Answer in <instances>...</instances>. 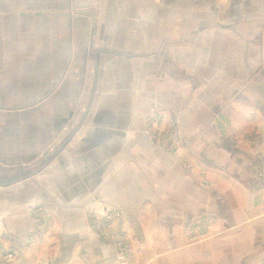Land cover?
Instances as JSON below:
<instances>
[{
	"label": "crops",
	"instance_id": "0c3cea01",
	"mask_svg": "<svg viewBox=\"0 0 264 264\" xmlns=\"http://www.w3.org/2000/svg\"><path fill=\"white\" fill-rule=\"evenodd\" d=\"M82 1L91 0H68L71 7ZM112 1L107 0L108 13ZM19 2L27 5L14 9ZM27 2L0 0V28L9 33L13 18H31ZM170 4L175 8L160 14L179 19L171 31L187 35L188 43L191 34L225 31L252 35L248 49L258 46L264 51V0H170ZM39 9L34 14L40 19L54 14L66 18L68 26L58 22L54 42L48 45L54 55L39 58V77L31 79L28 69L17 80L28 91L24 97L38 98L23 108L60 97L64 82L77 83L76 88L71 86V97L89 98V105L40 106L46 117L39 122L37 137L22 138V149H17L15 138H0V262L12 254L14 264H115L119 256L115 241L96 232L90 219L103 210L118 214L113 232L132 234V264H264V79L257 86L261 101L255 103L254 87L248 86L244 97L252 102L236 106V113L243 115L231 122L238 139L235 145L224 141L226 151H221H230V163L223 165L220 155L214 162L205 161L216 169L217 189L209 193L213 196L208 198L204 189L192 198L191 175L176 174L173 157L159 154L147 138L131 136L136 129L143 130L147 107L138 106V89L133 86L139 77H147L136 59L138 49L146 47L138 44L142 29L112 27L109 22L93 26L67 11ZM26 26L29 30L31 25L23 20L22 27ZM64 29L66 52L60 55ZM94 34L99 42L91 45ZM166 55L160 51V57L149 63L163 65L170 59ZM246 60L252 65L261 60L264 66V53ZM32 82L41 87L36 94L30 92ZM233 95L241 93L234 90ZM4 130L0 125V132ZM252 131L260 137L254 145L244 140ZM176 177L182 195L176 193ZM227 177L231 180L223 184L221 179ZM208 217L220 231L191 245L189 227Z\"/></svg>",
	"mask_w": 264,
	"mask_h": 264
},
{
	"label": "rangeland",
	"instance_id": "374dc122",
	"mask_svg": "<svg viewBox=\"0 0 264 264\" xmlns=\"http://www.w3.org/2000/svg\"><path fill=\"white\" fill-rule=\"evenodd\" d=\"M105 1L72 2L71 7L68 0L45 2L28 0L31 18H13L9 33L4 30L5 28H0V95H3L0 97V125L5 127V130L0 132V138H15L16 143L20 144L17 149H22V138L37 137L39 122L41 118L46 117L44 111L39 109L40 106L59 104L71 109V107L89 105V98L71 97V86L76 88L77 83L64 82L65 87L60 97H53L35 106L23 108L38 98L24 97L22 94L28 91L19 86L20 81L17 80H21L24 77L23 73L28 69L32 70L31 79L39 77L40 68L37 64L39 58L46 59L47 56L49 58L54 55V49H48V45L54 42L53 34L58 31V22L61 21L64 28L68 26L66 18L57 19L52 14V17L44 18L47 20L44 28V19L37 17L35 11L40 10V7L43 9V6L50 11H67L66 14L71 13L75 18L79 17L80 20L88 21L93 26L104 27L105 23L109 22L112 27L125 24L132 29L138 25V29H142V39L138 44L143 43L146 47L142 50L138 49L136 59L143 63L142 71L147 77L145 80H140L139 77L137 84L134 83L133 86L138 89V106L142 107L143 103L147 107L143 109L144 118L141 116L143 130L136 129L131 136L145 137L159 154L173 157L176 174L187 172L191 175L192 198L193 193L197 196L199 191L204 189L208 190V198L212 197L213 194L209 195V193H214L217 189L214 174L216 169L206 166L205 161L214 162L220 155L223 156L221 159L223 165L225 162L230 163L228 154L230 151L227 150L226 154L221 151L223 149L226 151L224 141L233 142L234 145L237 142L238 137L231 129V122L235 116L243 115L236 113L238 111L236 106H242L247 101L252 102L244 97L246 95L244 89L248 86L251 89L254 87L252 91L256 96L253 97L255 103L261 101L258 100V96H262L257 93L260 91L257 86L262 85L264 66L260 65L261 60H256L254 65L251 63L250 65L246 59L251 56L255 59L260 58L264 51L257 48V42L255 49H248L250 42L247 39L253 38L252 35L232 34L225 31L222 34L208 32L204 34L205 36L191 34L188 43L187 35L171 31L173 26L179 24V19L169 18L166 13L160 14L161 11L166 12L175 8L171 7L170 0H138V3L133 0H127L125 3L115 0L111 2L109 13L107 0ZM26 5V2L24 5L22 2L15 3L14 9L21 10ZM156 10L159 13L154 17ZM121 13L124 15L122 16ZM23 20L29 21L31 25L29 30L27 26L22 27ZM63 31V34L60 33L58 44L60 55L66 52L64 45L68 37L65 29ZM96 36L92 35L91 45L95 41L99 42L95 39ZM160 51L167 54L169 61H164L163 65L152 66L150 60L160 57ZM132 54H135V51ZM142 71L140 70V75ZM30 84L34 89L30 91L32 94L40 91L38 82ZM234 90H238L241 95L239 97L233 95ZM257 134L256 131H252L244 140L247 139L251 145H254L260 140ZM221 180L225 184L231 178ZM176 183V193L182 195L180 180L177 177ZM117 215L112 212L113 217L110 222L101 220L99 225L93 224V227L107 239L114 240L116 245L118 238L127 243L126 246L133 255L129 262L132 264L135 259L132 234L128 231L121 233L112 231ZM219 231L215 220L208 217L200 225L189 227V242L191 245H198L200 242L212 239ZM6 255L0 264L4 263Z\"/></svg>",
	"mask_w": 264,
	"mask_h": 264
},
{
	"label": "built area",
	"instance_id": "2783aa9c",
	"mask_svg": "<svg viewBox=\"0 0 264 264\" xmlns=\"http://www.w3.org/2000/svg\"><path fill=\"white\" fill-rule=\"evenodd\" d=\"M106 212L103 210H99L97 213L93 214L91 216L92 219V224L96 225V224H100L101 220H105L107 223L110 222V220L112 219V213L110 214V212H108L107 214H105ZM118 250H119V256L117 258V262L115 264H129L131 258H132V253L131 251H129V249L127 248V243H125L122 239L118 238ZM6 259L4 261V263L2 264H14L13 262V258H12V254H7Z\"/></svg>",
	"mask_w": 264,
	"mask_h": 264
}]
</instances>
